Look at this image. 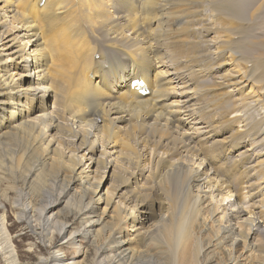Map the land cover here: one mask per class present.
<instances>
[{
    "label": "bare ground",
    "instance_id": "1",
    "mask_svg": "<svg viewBox=\"0 0 264 264\" xmlns=\"http://www.w3.org/2000/svg\"><path fill=\"white\" fill-rule=\"evenodd\" d=\"M43 1L0 0V160L7 165L11 181H22L16 189L18 205H22L20 218L26 216L27 224L36 230L32 216L38 211L43 238L56 230L77 252L69 259L58 249L41 262L83 264L87 250L81 239L95 244L110 229L109 240L97 244L94 264H161L151 249L165 253L167 264H213L220 249H228L231 256L223 264H249V259L264 264V227L258 215L262 213L254 206L257 189L264 188V158L254 163L255 146L244 144L243 134L222 137L218 130V123L239 122L240 110L230 109L251 96L244 89L247 80L227 76L228 81L216 82L219 87L208 91L213 94V110L223 116V120L214 118L209 129V121L205 125L204 120H196L200 110L194 113L190 104L205 91L197 88L200 80L194 83L191 73L186 77L184 71L187 52L199 47L193 23L195 5L209 1L215 12L214 26L219 31L214 44L220 56L228 50L253 68L249 55L261 44L244 20H254L264 2L253 9L252 1L246 6L243 0ZM172 4L173 13L187 17L182 24L163 16L170 18L165 24L159 11H153H169ZM139 13L146 28L139 22ZM40 14L43 19L38 20ZM46 17L53 20L47 23ZM41 37L46 41L44 49ZM161 48L170 57L166 64L161 61ZM262 61L257 60L254 70L247 68L252 71L249 81L264 78L256 75L264 66ZM115 65H120V74L110 71ZM225 65L217 63L214 76ZM175 79L183 87L169 83ZM140 80L148 94L133 84ZM189 80L190 91L185 90ZM50 100L54 109L47 107L43 112ZM183 115H195L192 129L180 126ZM248 129L256 131V126L239 124L233 132ZM173 134L177 136L172 146ZM147 136L161 141H150ZM228 140L233 144L223 150ZM128 142L136 147L134 143L126 146ZM143 155L151 159L154 173ZM220 155L223 161L218 160ZM102 168L116 180L106 191ZM249 168L253 173L244 175ZM63 170L72 175L68 177ZM48 173L56 175L49 188L41 184ZM253 174L263 181L258 180L257 189H252L257 182L251 180ZM77 182L80 192L72 193ZM157 184L160 193L152 187ZM259 194L264 202V191ZM78 200L87 202L76 205ZM100 203L102 215L95 214ZM70 212L79 217L76 227L61 219ZM6 254L12 264H19L11 244Z\"/></svg>",
    "mask_w": 264,
    "mask_h": 264
},
{
    "label": "rangeland",
    "instance_id": "2",
    "mask_svg": "<svg viewBox=\"0 0 264 264\" xmlns=\"http://www.w3.org/2000/svg\"><path fill=\"white\" fill-rule=\"evenodd\" d=\"M243 1L246 3L245 4L246 6H248L247 3L249 1L250 2L252 1V3H249V5H251L253 7V9L259 8V7H257V8H254V7L259 6L260 2H262V1L264 2V0H248V1L243 0ZM174 7L175 6L172 4L169 11H167V10L165 11V10L158 9V8H155V10H153V9L152 10L156 11V12L159 11V14L162 15V21L165 24L170 22V18L164 19L163 16L164 17L165 16L166 17L172 16V17L178 19L182 24L187 17L182 16L183 17L182 18V17H179L180 16L179 14L173 13L172 8H174ZM156 9H158V10H156ZM193 10H194V21H193V23L196 26L195 27L196 30L195 29L194 30L196 33L195 36H196L197 43H198L197 45L199 47L195 48L194 49L195 51L189 50L190 53H189V51L187 52L188 56L184 57V59L186 61V62L184 61V64L187 63L184 67V71H185L186 77H188L189 74L191 73L190 74L191 80L194 81V83L197 81V79L200 80L197 88L199 90V87H200V89L205 91L203 96L200 95L201 97L200 96L198 97L197 101H192V103H190V104H194L193 105L194 107L191 106L193 108L192 110H194V113H196V111L198 109L200 110V113L195 114V115H197L196 120H198V121L200 120L202 123H203L202 120H204L205 125H207L206 122L209 121L208 122V128L210 127L209 129H211L212 127L209 125L213 120H215L214 118H216V119H220V118L222 119L223 118V116L221 117V115H219L220 113H217V112L215 113V110H213L214 108L211 105V102L213 100V98H212L213 94H208V91L210 89L219 87L216 82L220 83V81H228L229 79L227 78V76H231V78L235 76L231 80H236V79L237 80L241 79V81L247 80L246 81L247 85L245 86L244 89L247 91H251V96L249 98H247L244 103L237 105V108L230 109L232 112L236 111L238 109L240 110L241 115H239L240 116L239 122L241 121V123H239V122L232 123L229 126H226V125L223 126L221 123H218L221 126L218 128V130H221L220 133L222 134V137L229 136L230 134H232L233 137H238V136H240V134H243L244 137L242 139V142L244 141L243 143L248 145V146H255V147H253L252 151L255 154H257V156L254 160L255 161L254 163H256L259 161V159L264 158V142H263L264 141V102L263 101L260 102L261 101L260 99L264 98V90H263L264 89V78H262L260 82H256V81L251 82L248 80V77H249L248 72L251 73L252 71L251 70L248 71V70L249 69H253V70L255 69L257 60H259V62L263 60L262 62H264V43H263L264 42V14H263L264 9L261 11L256 10L254 13V15H255L254 20H251V22L249 21V18H247V20H246V18H245V20L243 19L245 24L242 22L244 25H247V23L250 24L253 32L257 35L256 41L259 40L258 42L261 44V46L257 47V50L253 51V53L251 55H249V58L251 59L249 61V64L254 63L253 68H252V66L248 68L247 64L243 60L236 59L235 55L231 54V52L228 50H223L224 55L220 56L221 51L217 50L216 45L214 44V38H216L217 31H219L214 26V23H215V20L217 17L214 15L215 12L211 9V5H210L209 1L208 2L203 1L201 3H198L197 5H195L193 7ZM168 12H170V14ZM258 12H260V13H258ZM173 14L177 15L178 17H176L175 15L173 16ZM257 14H258V16H257ZM161 15H159V16H161ZM42 16L43 15L40 14L38 20L40 18L43 19ZM137 16L139 17V22H141V23L145 22L142 19L143 13H139V14H137ZM44 19L47 23L50 20H53L50 17H46ZM141 19H142V21H141ZM35 20H37V16L35 17ZM236 21H237V19H236ZM236 21H235V23L237 24ZM144 24H142V26L144 28H146L147 25L146 24L144 25ZM154 25L156 26V24H154ZM178 25H179V23H175V27H177ZM194 30L192 28V31H194ZM209 32H211V33H209ZM41 38H42V48L44 49V45H45L46 41L43 37H41ZM262 44H263V46H262ZM160 56H161V61L163 64H166V61L169 60V58H170L169 56H165V52L163 51L162 48H161ZM187 57L189 58V61L187 60ZM98 58H99V55H96L95 60ZM201 59H202V61H199ZM187 61L190 62L191 64L188 63ZM221 61H223L226 65L224 66V68L222 69V71L220 73H217L216 76H214L213 73L216 72V71H214V70H216L215 65L217 63H220ZM169 62H167V64L169 66H171V62L170 63ZM206 63L208 66L206 65ZM200 65H203V67ZM210 65L212 67H210ZM181 67H183V65H181ZM195 67H197V68H195ZM207 67L208 68L210 67V72H207V71H209L207 69ZM201 68H203V69H201ZM247 68H248V70H247ZM165 69L166 68H164V70ZM263 69H264V66L262 67V69H260L259 71L256 72L257 73L256 75H259V76L264 75ZM168 70H170V69H168ZM110 71L118 72L120 74V65L113 66ZM194 71L195 72L197 71L198 74H196L197 72L195 73ZM171 72H173V71H171ZM186 73L188 74V76ZM209 73H211V74H209ZM202 75H204L203 76L204 79L202 78ZM193 76H195V77H193ZM205 76H207V78ZM172 77H174V75ZM191 80L188 81V84H187L185 90H188V91L192 90L193 86L191 84H189V83H191ZM169 83L171 85L175 84V86L180 85L182 87L184 85V84L181 85L180 82H176V79H175L174 83H173V81L172 82L170 81ZM255 83H257V84H255ZM231 89H232V87H231ZM177 91H180V90L177 89ZM203 98H204V100H203ZM176 99L177 100H185L186 98L178 97ZM51 101L52 100H50V102L47 103L46 108H44L43 112L45 110H47V107L50 109H54L53 103ZM195 102H197V103H195ZM231 104H234V102H232ZM196 106H197V108H196ZM223 112H224V110H223ZM216 115H218L219 117H217ZM232 115H233V113H232ZM188 116H190V115H186V116L183 115V118L185 121L180 119L181 121L179 120V122H181V123H179V124H180V126L184 127L185 129H187V127L189 128L190 126L192 129V127L196 125L195 123H193L195 120L192 119V117H194V116H190V117H188ZM204 116L207 117L206 120L202 119V118H205ZM190 121H191V123H189ZM186 122H188V123H186ZM182 123H184V124H182ZM239 124H246L249 128L252 126H256V131L248 129V131H246L245 133L233 132L235 129H237V125H239ZM249 125H251V126H249ZM257 128H259V129H257ZM173 135L170 136V142H172L171 143L172 146L174 145L173 144L174 143L173 141L175 140L174 137L177 136L176 134H173ZM149 137H151V136H147L146 138H149ZM158 138L159 137H152L149 139H151L150 141L157 140L156 141V143H157L159 140L161 141V139L160 138L158 139ZM209 140H208L209 144L207 143L208 145H210L212 143V141L210 143ZM129 143L132 146V144L134 142H128V144H126V146L129 145ZM252 143H253V145H252ZM232 144H233V141L228 140L227 144L224 145L222 149L224 150V148H225V150H226L228 148H231ZM228 145H230V146H228ZM133 146L136 147V144L134 143ZM100 148H102V147L99 145V149ZM129 151L130 150H128L127 151L128 153L126 152V154L129 155L130 154ZM237 153H235V155ZM99 155H100V153L97 152V156H99ZM124 155H125V152L123 153L122 157H124ZM152 155H153V153H152ZM2 156H3V154H2ZM145 157L149 160L148 162L151 164V165H149V163H148V169L150 168V170L154 173L155 170L152 166V161H150L151 159L147 155L141 156V158H145ZM234 157L232 159H230L231 162H233V160H235L237 156H234ZM221 159H222V161L224 160L223 157L220 155V159L218 158V160H221ZM212 160H214V157ZM218 160H216V162ZM126 165H127V163H126ZM263 167H264V165H263ZM92 169H93V175H95L96 165L92 166ZM102 169H100L102 173L104 172L103 173L104 178L102 179V188L106 191V188H108V186L110 187V185H111V187H112V185L116 184V180H114L115 177L111 176L109 172L104 171V169L103 170ZM253 170H252V168H249L248 173L246 174L244 172V175H250L251 173H253ZM53 173H48L47 181L44 180L41 182V184H43V186L47 185L48 188L51 187V183H53L52 179L56 176V175H54L55 173L54 174ZM63 174H65V175L67 174V176L69 177L72 175V172L69 170H63ZM19 175H21L20 172H19ZM253 175H251V177H250L251 180L254 181V179H256L257 182L254 183V185L252 186L253 187L252 189H254V188L257 189V188H259V185H260L259 181L260 182H263V181H261L259 179L258 174H255L256 176L255 175L253 176ZM11 178H12V176L10 174V171H9L7 165L0 160V264H12V262L10 261L11 259L9 258L10 256L8 254H6L7 249L10 247V244L16 250L17 257L19 260V264H43L41 262L42 258H48L49 256L54 255L58 249L64 250L65 255H67L69 259H71L73 256H76L77 252L74 249V247L72 245H69L70 243H68V242L64 243V238H62L61 235H58L56 230L54 233L53 232L50 233L48 235V237H46V239L43 238L45 236H43V234L41 233L43 227L41 224H39L40 218L38 216L39 215L38 211L34 212L35 215L32 216V219H33L32 222H33V224H35L36 230H33L32 227L29 224H27V222L29 220L26 218V216L20 218L21 215H19L18 211L22 205L21 204L18 205V194H19V192L16 189L17 188L20 189L22 181L20 179H16V181L14 182V181H11ZM113 181H114V184H113ZM16 183H17V185H16ZM14 185H15V188L12 187ZM158 186H159L158 184L152 185V187L157 189V191L159 188ZM52 189L53 188H50V190H52ZM80 189H81L80 185L77 182L72 186V191H73L72 193H79ZM13 190H15V191H13ZM257 190H259V191H257L258 193L256 192L258 194V196H255V197H257L258 200L255 201L257 203H254V206L259 207L258 209L256 208V210L258 212L262 213V214H258V215L262 218V220H263L262 221V227H264V224H263L264 223V202H263L262 198L261 199L259 198V195H260L259 193H262L264 191V188L262 187V188H259ZM1 196H3V197H1ZM4 197H6V198H4ZM86 202H87V200L85 202H82V201L80 202L78 200L76 205L78 203L79 204H81V203L85 204ZM103 206H104L103 203L98 204L95 214L102 215L103 208H104ZM259 210H261V211H259ZM61 219L64 221H68L70 224H73V226H75V227L80 224L79 217H77V215L74 214L73 212L68 213L67 216L61 215ZM110 221H112V220L110 219ZM53 229H54V227H52V231H53ZM125 229H126V231H127V229H130L129 222H128V227L126 226ZM108 230L109 231H106L105 232L106 234H104L103 237H100V239L97 240V243H95V244L92 242H89L85 238L81 239L80 243H82V245L87 250L86 257L84 259L83 264H94L95 263V260H96L95 257H96V253H97V244H99L105 240H107V241L109 240L111 233H110V229H108ZM66 236H69V232L66 234ZM203 245H205L204 241H203ZM220 250L222 252H219ZM220 250H218L219 253L216 254V256L213 258L214 259L213 264H220V263L223 264L224 260L227 257H231L228 254L229 253L228 249H226V250L220 249ZM240 250H242V249H239L238 254L242 253V251H240ZM149 252L151 255L152 254L156 255L155 261L158 260L161 264H165V263L167 264L168 263V261H166V258L168 260L169 257L166 256L165 253L160 252V255H159V252L157 253L156 249H151ZM241 256H243V253ZM159 257H160V259H159ZM245 257L246 256H243L242 258H245ZM161 258H163V259H161ZM253 262H254V260H253ZM253 262H251L249 259V264H254ZM238 264H242V262H239Z\"/></svg>",
    "mask_w": 264,
    "mask_h": 264
}]
</instances>
